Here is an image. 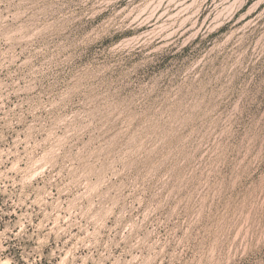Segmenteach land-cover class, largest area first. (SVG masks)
Returning <instances> with one entry per match:
<instances>
[{
  "label": "rangeland",
  "instance_id": "374dc122",
  "mask_svg": "<svg viewBox=\"0 0 264 264\" xmlns=\"http://www.w3.org/2000/svg\"><path fill=\"white\" fill-rule=\"evenodd\" d=\"M0 264H264V0H0Z\"/></svg>",
  "mask_w": 264,
  "mask_h": 264
}]
</instances>
